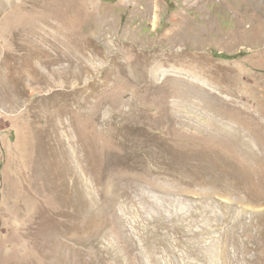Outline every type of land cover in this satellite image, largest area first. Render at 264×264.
Returning <instances> with one entry per match:
<instances>
[{
    "label": "rangeland",
    "instance_id": "1",
    "mask_svg": "<svg viewBox=\"0 0 264 264\" xmlns=\"http://www.w3.org/2000/svg\"><path fill=\"white\" fill-rule=\"evenodd\" d=\"M262 262L264 0H0V264Z\"/></svg>",
    "mask_w": 264,
    "mask_h": 264
},
{
    "label": "bare ground",
    "instance_id": "2",
    "mask_svg": "<svg viewBox=\"0 0 264 264\" xmlns=\"http://www.w3.org/2000/svg\"><path fill=\"white\" fill-rule=\"evenodd\" d=\"M262 233H263V232H262ZM252 260H253V258H252ZM252 260H251V261H252ZM260 263H261V262H260ZM262 264H264V262H262Z\"/></svg>",
    "mask_w": 264,
    "mask_h": 264
}]
</instances>
